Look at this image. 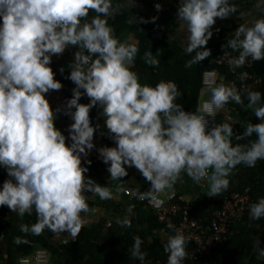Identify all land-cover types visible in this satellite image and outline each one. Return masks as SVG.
Here are the masks:
<instances>
[{
	"label": "clouds",
	"instance_id": "obj_1",
	"mask_svg": "<svg viewBox=\"0 0 264 264\" xmlns=\"http://www.w3.org/2000/svg\"><path fill=\"white\" fill-rule=\"evenodd\" d=\"M154 7L160 10L161 6ZM89 10L96 15L82 22ZM116 11L112 0H0V167L8 176L0 186V205L17 216L35 212L36 222L22 223L21 232L40 235L47 229L75 240L87 223L81 216L89 212L85 193L102 200L112 198L107 186L84 175L88 168L81 163V157L95 147L93 134L99 125L90 124L89 111L96 105L102 108L104 127L115 142V147L96 149L98 156L107 165L110 179L125 177L126 165L134 166L150 182L147 191L138 193L139 199L156 200L158 193L172 188L182 171L194 182L206 179L209 196H217L228 188L227 177L236 165L253 167L264 159V104L253 107L261 93L247 92L248 107L260 122H248L236 137L255 133V141L233 145L228 123L206 131V117L214 116L229 101L242 103L237 88L221 83L211 88L210 99L195 112H186L174 102L180 94L172 81L140 84L129 67L136 45L119 42L107 24ZM235 11L230 0H180L177 17L187 32L184 51L195 53L185 67L210 55L207 48L201 50L212 36L210 26L216 18H227ZM141 22L148 21L141 18ZM68 46L78 50L66 77L75 85L64 106L73 121L67 128L70 144L66 145V137L54 127V113L61 109L51 108L45 94L62 88L49 65L52 56ZM227 46L238 52L228 59L230 66L241 67L247 58L264 59V17L240 24ZM143 58L152 66L159 63L149 50ZM246 75L242 73L241 78ZM82 95L89 98L87 104L78 102ZM249 216L252 220L264 217V197L249 205ZM116 223L130 226L127 217L117 218ZM187 239L178 230L167 237L166 264H182ZM15 242L22 239L16 237ZM141 243L133 237L130 249L139 260L145 256ZM255 243L258 256L264 259V247L258 239Z\"/></svg>",
	"mask_w": 264,
	"mask_h": 264
},
{
	"label": "trees",
	"instance_id": "obj_2",
	"mask_svg": "<svg viewBox=\"0 0 264 264\" xmlns=\"http://www.w3.org/2000/svg\"><path fill=\"white\" fill-rule=\"evenodd\" d=\"M112 3L114 7H117V11L107 18V24L112 28L113 35L119 42L124 43V34H128L132 37V44L136 45L138 51L133 63L129 67L131 71L137 74L138 82L140 84L155 86L160 81H172L176 84L177 91L180 94L174 102L180 104L186 112H195L201 94V76L204 71L214 70L216 72L217 79L215 86L221 84L223 80L230 81L233 79V76L227 72L225 67L219 66L215 63V59L225 52L238 53L227 46V40L231 39L233 36L234 25H231L226 29L227 37L221 39L216 38V36H211V40L207 41L206 45L202 47L201 50H203V48L210 50V55L208 57L197 64L185 67V62L195 53H185L184 47L165 31L168 27L176 28L178 21L174 18L160 17L158 15L159 10L154 7L156 4L155 2L152 3L151 13L143 18L148 22H141V19H137L132 15L129 9L128 0H112ZM95 15L96 13L94 11L89 10L88 16L82 18V22L84 20L90 22L91 18ZM152 17H156V19L153 21L151 19ZM73 48L74 50H77L75 46H73ZM148 50L159 61L157 65L152 66L145 63L143 56L145 51ZM70 64V61L64 60L55 65V71L58 73H61L60 69L63 68V72L61 73L62 77L59 78V81L72 84V81L66 78L70 72ZM251 71L261 79L259 87L255 90L261 93V100L253 106L259 107L260 104H264V59L254 61ZM240 95L242 103L237 104L233 101H229L222 109L217 111L213 124L211 125V127H214L218 124L228 123L224 122L222 118L226 114H230L232 116V122L228 124L231 125L233 129V136L230 138L233 145H246L255 141V133L247 137H242L239 140H237L236 137L243 132L248 122L252 124L260 122L248 107L247 92L240 93ZM88 102L89 100H84L82 98L80 100V103L82 104H87ZM99 108L100 106L96 105L90 109V124L93 123L96 116H100L103 140L106 142L107 147H115V142L111 139L110 134L104 127V117L99 113ZM245 118L247 119L246 122H244ZM54 127H57V129L61 131L57 118L54 120ZM98 166H100L103 171L106 170L103 163L92 161L90 164V167L93 168L92 170H95ZM132 170L138 171L134 166L132 167ZM227 178L229 180L228 188L222 190L217 196H209V183L206 185L204 179L199 182H194L183 171L174 186L178 196H188L190 198V215L199 223L208 224L212 213L221 208L224 197L233 192H240L249 187L254 202H256L259 197H264V159H258L253 167L245 166L243 163L236 165ZM137 185L142 192L147 191L150 188V182L143 176L137 181ZM131 204L136 206L137 210L145 206L144 203ZM180 204L182 205L183 203ZM25 219L28 225L35 223V212L33 211L31 214L27 213ZM133 219L134 222H132V227H147L148 232L157 230L161 227L151 212L145 219H140L139 217H134ZM234 227H250V230L244 231L243 233L245 234V241H247V244L246 242L242 243L241 252L243 254H241L244 260L247 259L248 264H255L257 252L255 251L253 253L251 246L255 244L257 239L259 242L264 241V217L252 220L250 217L244 216L239 224L233 225L231 228L234 229ZM7 229V225H4L0 228V232L5 234ZM128 232L131 234H137L135 231ZM43 233H50V231L45 229L40 235H33L30 232L25 233L22 242L14 244V256L18 258L20 256L29 255L36 247L45 248L53 253L54 248L47 242V240H45ZM252 238H254V243H251L250 241ZM99 239H102L99 229L89 230L82 227L73 243L66 246V250L67 252L76 250V248L89 250L87 242ZM233 239H235L233 235L229 236L227 241L218 250L217 254L211 257L206 264H239V262H235V260L231 262V260L221 258L222 251H224L225 247ZM165 243L166 241L161 242V240L158 239L153 240V244L150 248L151 254L144 257H150L153 260L161 261L162 264H166V257L163 255ZM131 260L132 259L130 258V264H135L138 259L134 258L132 261ZM198 263L204 264L202 262Z\"/></svg>",
	"mask_w": 264,
	"mask_h": 264
},
{
	"label": "crops",
	"instance_id": "obj_3",
	"mask_svg": "<svg viewBox=\"0 0 264 264\" xmlns=\"http://www.w3.org/2000/svg\"><path fill=\"white\" fill-rule=\"evenodd\" d=\"M154 2L161 6L158 13L160 17L174 18L178 21L177 8L179 7L180 0H128V5L132 15L137 19H141L151 13V6ZM230 3L236 5V11L231 13L227 18L215 19L214 24L210 26L212 37L225 38L227 37L226 29L231 25L235 26L233 29L234 34L235 29L240 24L250 23L257 18L264 17V0H230ZM217 29L219 30L217 31ZM165 31L173 39H176L182 47L187 46V32L180 21H178L176 28L168 27ZM210 38L208 41L211 40ZM96 117L99 118V116ZM246 121L247 119L245 118L244 122ZM92 169L90 167L89 172L85 176L101 186H107L112 193V198L102 200L98 195L86 192V202L89 205V212L81 213L82 218L87 221L82 227L89 230L99 229L102 239L87 242L89 250L76 248V250L67 252L66 246L74 241L67 233H60L58 235L52 232L43 233L45 240L54 248V252H50L52 264H130V258L134 259L130 254L133 237L141 239L140 250L145 253V256L151 254L150 248L153 240L167 241L166 236L162 234L160 229L148 232L147 227H132L134 217L145 219L151 212L146 204L137 210V207L127 202L123 196L124 187L134 186L138 188L137 181L142 178L139 171H134L131 167L126 170L127 175L125 177L120 178V180H112L106 168L105 171L100 166L95 170ZM6 179H8L6 170L1 167L0 186H2ZM204 183L208 185V182L205 181ZM118 186L119 191L117 190ZM184 197L190 199L188 196ZM26 214L17 216V213L10 210L7 206L0 205V228L4 225L8 227L5 234L0 232V264L16 263L17 257L14 256L15 238L20 237L23 239L25 235L24 232L20 231V225L22 223L27 224L25 219ZM125 217L130 220V226H122L116 223L117 218L123 219ZM231 229V235L235 239L222 251L221 258L231 260V262L235 260L239 264H248L247 259H243L241 251L242 243L246 242L247 244L245 234L243 233L250 230V227H234V229ZM128 231H135L137 234H131ZM250 241L254 243V238ZM259 246L264 247V241L259 242ZM251 247L254 253L256 251V243ZM144 259L152 258L144 257ZM255 264H264V259H261L258 254Z\"/></svg>",
	"mask_w": 264,
	"mask_h": 264
},
{
	"label": "built area",
	"instance_id": "obj_4",
	"mask_svg": "<svg viewBox=\"0 0 264 264\" xmlns=\"http://www.w3.org/2000/svg\"><path fill=\"white\" fill-rule=\"evenodd\" d=\"M77 50H74L73 46H68L63 53L52 56L51 63L49 66L55 73V80L59 81V78L62 77L61 73L55 71V65L64 60H68L70 61V63H72L74 61V53ZM237 55L238 53L225 52L215 59V63L217 65L225 67L227 72L233 76L232 80H223L221 83L226 85H234L239 93L248 92L250 90H257L261 83V79L251 71L254 61H252L250 58H247L245 64L241 67L230 66L227 63L229 58L235 57ZM242 73H247V75L243 79L241 78ZM216 79L217 76L214 70H206L202 73L201 94L203 93V91H209V95L207 97H202V95L200 94L198 107L202 106L205 101L210 99V90L211 88L215 87ZM61 84V89L50 90L48 93L45 94V98L48 100L51 108L61 109L60 112H55L54 115L58 119V122L61 127V133L66 137L65 143L66 145H68L70 144V140L68 139L67 128L73 121L71 120L70 116L64 113V106L66 100L71 98L72 89L75 87V85L73 82L72 84L61 82ZM80 91L83 93V89H80ZM81 98L84 100H89L86 95H82L78 101L79 103ZM218 110L219 109L215 111L214 116L206 117V119L208 120L206 131L211 128L212 121L215 119ZM222 120L224 122L231 123L232 116L230 114H226L222 118ZM91 125L94 128L97 125H99V127L96 128L93 134L92 142L95 147L88 153L87 157H81L82 166L87 167L88 172L91 163L84 164V160L87 159L91 162L97 161L99 163H103L102 160L99 158L96 149L100 147H105L107 145L106 142L103 140V132L101 130L99 118L95 117V120ZM103 164L107 169V165L105 163ZM124 167L126 168V170L131 168L126 165ZM87 173H85L84 175H86ZM204 180L208 182L206 179ZM174 185L175 183L173 184L172 188H165L162 192L158 193L156 200L153 201H149L148 199H139L138 193L142 191L134 186L124 187L123 196L129 203L146 204L147 207L150 209L151 213L156 218L159 225L161 226L159 229L162 234L166 236V238L169 235L175 234V231L177 230L188 238L185 246L186 256L182 264H196L198 262L206 264L211 257L217 254L218 250L227 241L228 237L232 234L231 227L233 225L239 224L244 218V216L250 217L249 205L254 202L253 197L251 195V189L247 187L240 192H233L230 195L224 197L221 208L215 210L212 213L209 223L201 224L190 215L189 199H186L184 196H178L176 194ZM164 191H167L165 195L163 194ZM180 203L183 204L181 205ZM169 224L173 225V228H169ZM163 255L166 257L167 260L168 254L164 250ZM15 264H52L51 255L47 249L38 247L33 250L31 254L18 257L16 259ZM135 264L162 263L159 260L143 259L138 260Z\"/></svg>",
	"mask_w": 264,
	"mask_h": 264
},
{
	"label": "rangeland",
	"instance_id": "obj_5",
	"mask_svg": "<svg viewBox=\"0 0 264 264\" xmlns=\"http://www.w3.org/2000/svg\"><path fill=\"white\" fill-rule=\"evenodd\" d=\"M123 39H124V43L125 44H132V42H133L132 37H130L128 34H124L123 35ZM201 95H202V97H207L209 95V91H203V93ZM99 113L102 114V108L101 107L99 108ZM99 121H100V124H101L100 116H99ZM213 121H212V124H213ZM166 193H167V191L163 192L164 195Z\"/></svg>",
	"mask_w": 264,
	"mask_h": 264
}]
</instances>
